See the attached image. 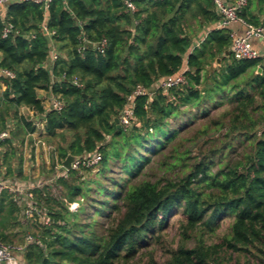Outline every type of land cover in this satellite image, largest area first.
Returning <instances> with one entry per match:
<instances>
[{"label":"trees","instance_id":"1","mask_svg":"<svg viewBox=\"0 0 264 264\" xmlns=\"http://www.w3.org/2000/svg\"><path fill=\"white\" fill-rule=\"evenodd\" d=\"M133 3L134 12L125 0H53L47 11L22 2L0 14V70L14 73L2 77L0 131L10 136L0 143V180L27 181L16 155L35 126L21 108L45 121L54 161L102 155L29 191L47 225L0 193V242L22 246V264H160L158 250L162 264H229L239 253L264 264V58L233 57L230 30L213 27V0ZM261 15L264 0L239 12L255 27ZM184 67L185 85L157 87ZM138 87L153 95L135 97L125 127L115 119ZM41 90L63 109L46 107ZM175 215L179 240L165 244ZM225 218L228 232L211 241Z\"/></svg>","mask_w":264,"mask_h":264},{"label":"built area","instance_id":"2","mask_svg":"<svg viewBox=\"0 0 264 264\" xmlns=\"http://www.w3.org/2000/svg\"><path fill=\"white\" fill-rule=\"evenodd\" d=\"M53 0H0V8L2 6H6L8 4L14 3L19 4L22 2H30L36 5H39L44 11H47L50 7ZM216 7L217 14L221 17L220 22L218 23L219 29H228L229 25L233 23H238L245 26V31L243 34H239L237 31L230 30V36L232 39L230 52L233 57L237 60L242 59H255L261 57L258 51H256L251 44L253 39H261L264 41V26L255 27L247 24L240 16L239 12L247 5L248 0H236L233 4H227L223 0H213ZM125 5L130 12L136 11V7L133 3V0H125ZM42 30L46 32L48 35L53 33L49 32L46 25H42ZM12 31L11 25H6L4 28L2 38H7L8 35ZM106 41L103 40L98 46L97 50L102 52L103 47L105 46ZM58 58V55L55 51L51 52V62H55ZM187 70V69H186ZM178 73L175 76L169 77L167 79L162 80L158 83L157 87L162 88L164 91H168L171 88L178 87L181 85H185L187 83L185 72ZM0 75L8 78H13L14 73L7 70H0ZM74 85L79 86V82L77 79L73 81ZM153 95L152 92L138 87L134 94L128 98V105L126 110L122 113L119 122L125 127H128L130 124V120L133 117V103L136 96L142 95ZM50 107L54 110L61 111L64 107L63 102L60 97H56L51 95ZM33 125L36 128V131H40L41 133H46L45 121L39 120L34 121ZM9 132L0 131V143L5 139L9 138ZM44 145V144H43ZM102 155L101 153H96L92 157L88 158H79L76 161L72 169H79L81 166L86 168L95 167L101 161ZM69 170H66L61 165V169L59 171L60 176L67 177V173ZM26 188H16L9 183L0 180V193L9 192L16 196L15 200L17 202L23 203V214L26 218L34 219L37 217V220L41 224H49V219L46 214L38 207V205L33 201L32 194L25 190ZM35 238L32 235H28L26 237L27 243H32ZM23 251L22 246L17 245H5L0 242V264H22L21 263V254Z\"/></svg>","mask_w":264,"mask_h":264},{"label":"crops","instance_id":"3","mask_svg":"<svg viewBox=\"0 0 264 264\" xmlns=\"http://www.w3.org/2000/svg\"><path fill=\"white\" fill-rule=\"evenodd\" d=\"M225 3L227 4H233L236 0H223ZM7 6H2L0 8V14L5 15L6 10H7ZM257 14V13H254ZM260 21L263 22L264 21V16L261 15L259 16ZM220 22V21H219ZM214 28H218V24H215L213 26ZM229 30H233V31H237L240 35L244 33L245 31V26L238 24V23H233L231 25H229ZM198 43H196L197 45ZM252 47L259 52V54L261 55V57L264 58V41L261 39H253L251 41ZM187 69V67H184ZM185 70V69H184ZM2 77L0 75V104H1V100L3 98V93L6 90V85L2 80ZM39 98L40 100H42L46 107H50V100H51V94H49L48 92L41 90L39 91ZM25 112H29L30 115H28L29 119H31L34 123V121H39L41 120V117L38 115H35L34 112H32L31 110H29L28 108H21L20 110V114L24 115ZM12 127H14V125L11 123ZM45 137V133H41L40 131H35L33 133L28 134L23 147L18 146V149H20V151H17V155L16 158L21 157L22 158V164H21V168L23 170V177L27 178V181H21L20 179H17L16 177H14L12 183L8 182L10 185L16 187V188H26L25 190H28V192L33 188V186H40L43 184L44 181L39 180V179H34L32 180L30 178V173L28 170V167L30 164L31 166H34L33 161L31 160L30 154H37L36 156L39 157V155L41 154H48V153H52L53 151H49L51 150V146L44 140ZM16 144V142H15ZM44 144V145H43ZM4 148H0V151H4ZM40 155V157H41ZM14 158L12 160V166L15 168H17L18 171V160ZM37 165V164H36ZM62 165V164H61ZM15 171V172H17ZM15 184V185H14ZM26 218V217H25Z\"/></svg>","mask_w":264,"mask_h":264},{"label":"rangeland","instance_id":"4","mask_svg":"<svg viewBox=\"0 0 264 264\" xmlns=\"http://www.w3.org/2000/svg\"><path fill=\"white\" fill-rule=\"evenodd\" d=\"M221 60H218L217 62L213 63L211 67H209L208 70L213 69L214 67H218L219 64H221ZM186 70V68H184ZM30 115L29 112H25L24 116ZM52 148V145H51ZM53 151V149L49 150ZM37 154H30L31 160L34 163V166H31V164L28 167L29 173H30V178L32 180L34 179H39L42 181H47L48 179L50 180V183L55 180L54 175L57 174L60 169H61V164L57 162V160H53L52 153L48 154H40L39 157L36 156ZM37 164V165H36ZM95 172V171H94ZM90 178L93 177V175H89ZM48 182V181H47ZM44 184V182H43ZM78 208L77 203H73L70 205V210L71 211H76ZM178 215L172 216L169 219V223L167 228L163 231L162 233V239L164 243H168L171 245H176V243L179 240L178 236V225L176 223V220L178 219ZM232 219L231 218H225L224 220L221 221V228L217 231V234L215 236L211 237L212 240H217L219 236L221 237L223 234L228 232L229 225L231 223ZM155 259L158 263L162 264L164 262V256L161 250H158L155 253ZM233 260L229 264H256V259H254L253 256H246V255H241L236 254L233 256ZM136 258L135 261H133L131 264H144V262L140 263V260H137Z\"/></svg>","mask_w":264,"mask_h":264},{"label":"water","instance_id":"5","mask_svg":"<svg viewBox=\"0 0 264 264\" xmlns=\"http://www.w3.org/2000/svg\"><path fill=\"white\" fill-rule=\"evenodd\" d=\"M262 70L259 69L258 72L260 73ZM117 123H119V119H115ZM79 160V157L73 156V155H68L67 158L63 162V166L66 170H71L73 164ZM15 171H17V168H15Z\"/></svg>","mask_w":264,"mask_h":264}]
</instances>
